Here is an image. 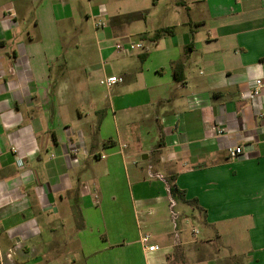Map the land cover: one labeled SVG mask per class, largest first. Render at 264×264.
<instances>
[{"label":"crops","instance_id":"1","mask_svg":"<svg viewBox=\"0 0 264 264\" xmlns=\"http://www.w3.org/2000/svg\"><path fill=\"white\" fill-rule=\"evenodd\" d=\"M259 79L264 0H0V264H264Z\"/></svg>","mask_w":264,"mask_h":264},{"label":"built area","instance_id":"2","mask_svg":"<svg viewBox=\"0 0 264 264\" xmlns=\"http://www.w3.org/2000/svg\"><path fill=\"white\" fill-rule=\"evenodd\" d=\"M103 25H104L103 22L98 23L99 27H101ZM142 48H143V44L141 42L134 43L131 41H126V42L120 41V42L116 43V45H115V51L117 53H120V54H130V53H132L136 50L142 49ZM122 81H123V79L118 77V76H111L107 79L101 80V84L106 85V86H111V85H114V84L122 82ZM263 88H264L263 80H261V79L257 80L255 82V86H254L252 92L249 95L250 99H256V98L260 97L262 95ZM224 131H225L224 129H217L218 134H223ZM14 152H16V150ZM243 152H244V150H243V147H241V146L236 147V148H230L228 150V154H229L230 158H232V159L239 157ZM105 157L106 156H104V155L101 156V158H105ZM19 165L20 166L24 165L22 159L19 160ZM96 197H98V196H96ZM143 242L149 243L150 237L145 236L143 238ZM158 249H159V247L157 245L149 246L150 251H155ZM15 255H16V249L12 248L6 254V258L8 260H13Z\"/></svg>","mask_w":264,"mask_h":264},{"label":"trees","instance_id":"3","mask_svg":"<svg viewBox=\"0 0 264 264\" xmlns=\"http://www.w3.org/2000/svg\"><path fill=\"white\" fill-rule=\"evenodd\" d=\"M147 12L144 13H131L119 17H115L112 19V23H119L120 21L123 22H133V21H139V20H144L146 18ZM170 32L168 29L160 30L157 32V36H161L164 34H169ZM175 78L178 82H182L184 79V70H183V64H175ZM166 180V179H165ZM168 183V180H166ZM170 183V181H169ZM168 183V191H169V196L171 197V207H174L172 196H179L181 199H184V192L178 189L176 186H172L171 184Z\"/></svg>","mask_w":264,"mask_h":264},{"label":"rangeland","instance_id":"4","mask_svg":"<svg viewBox=\"0 0 264 264\" xmlns=\"http://www.w3.org/2000/svg\"><path fill=\"white\" fill-rule=\"evenodd\" d=\"M136 43V42H134ZM140 50H137L135 52H139ZM97 93L103 96H108L109 95V91L105 86H102L98 81H97Z\"/></svg>","mask_w":264,"mask_h":264}]
</instances>
